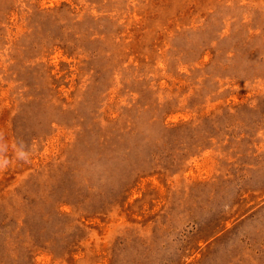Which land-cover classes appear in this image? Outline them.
<instances>
[{
  "label": "rangeland",
  "instance_id": "obj_1",
  "mask_svg": "<svg viewBox=\"0 0 264 264\" xmlns=\"http://www.w3.org/2000/svg\"><path fill=\"white\" fill-rule=\"evenodd\" d=\"M0 264H264V0H0Z\"/></svg>",
  "mask_w": 264,
  "mask_h": 264
},
{
  "label": "clouds",
  "instance_id": "obj_2",
  "mask_svg": "<svg viewBox=\"0 0 264 264\" xmlns=\"http://www.w3.org/2000/svg\"><path fill=\"white\" fill-rule=\"evenodd\" d=\"M34 148L25 141L18 140L12 146V155L9 156V144L3 132H0V173L6 171L14 162L29 163Z\"/></svg>",
  "mask_w": 264,
  "mask_h": 264
}]
</instances>
